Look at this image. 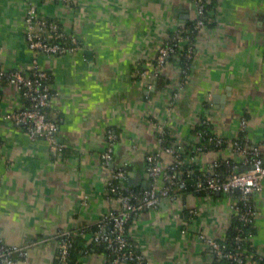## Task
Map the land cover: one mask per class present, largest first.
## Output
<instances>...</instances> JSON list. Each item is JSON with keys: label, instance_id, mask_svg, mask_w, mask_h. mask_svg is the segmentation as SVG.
I'll return each instance as SVG.
<instances>
[{"label": "crops", "instance_id": "obj_1", "mask_svg": "<svg viewBox=\"0 0 264 264\" xmlns=\"http://www.w3.org/2000/svg\"><path fill=\"white\" fill-rule=\"evenodd\" d=\"M211 2L213 19L196 36L180 90L176 60H168L150 88L136 73L154 61L169 33L190 19L192 0H78L76 6H43L46 15L77 36L81 48L38 57L51 75L52 112L59 116L56 136L66 145L61 152L0 116V236L28 251L25 261L14 255V264H55L60 230L78 234L115 205L107 181L118 167L125 169L123 187H143L141 180L150 182L147 154L158 153L163 165L171 164L173 156L158 141L163 134L158 126L174 142L192 145L195 124L208 111L214 134L232 140L238 138L243 115L248 142L264 143V0ZM23 11V0H0V64L26 70L34 54L26 44ZM175 91L178 97L171 103ZM21 100L16 87L6 86L0 109L17 108ZM109 126L118 140L112 163L103 166L100 155ZM223 156L247 169L246 158L225 146L210 148L191 164L203 171ZM253 198L251 245L264 258V189ZM231 202L223 194L162 200L134 218L128 237L149 264H213L215 253L199 234L224 238L234 216ZM79 264H107V258L86 253Z\"/></svg>", "mask_w": 264, "mask_h": 264}, {"label": "built area", "instance_id": "obj_2", "mask_svg": "<svg viewBox=\"0 0 264 264\" xmlns=\"http://www.w3.org/2000/svg\"><path fill=\"white\" fill-rule=\"evenodd\" d=\"M24 2V34L26 44L34 54V60L29 69L8 68L0 64V81H4L6 86L17 88L21 104L12 110L2 112L1 117L11 122L13 125L22 126L30 138L40 137L50 144L52 152H61L66 145L57 139V125L52 120L56 114L52 112V100L55 93L50 86V73L39 64V55L50 58L56 55H64L73 52L81 46L78 45L77 36L66 31L61 21L43 12V6L53 3L58 6H76L78 0H23ZM194 12L186 24L179 26L169 33V35L157 47L156 57L153 62L141 66L136 75L145 81L147 87H152V82L160 76L162 68L168 62L170 56L176 57L177 50L184 49V58L188 61L185 68H180L181 85L187 80L189 62L195 55L194 41L199 31L205 28L212 21V12L207 10L211 0H192ZM68 43V45H67ZM66 44V45H65ZM178 60V59H177ZM175 91L172 102L178 97ZM23 100L29 101L26 106ZM50 109V117L46 110ZM208 110V109H206ZM208 111H203L195 124L197 141L195 144H183L173 142L171 146H163L162 150L173 156L174 161L169 165H163L160 156L149 153L145 156L146 172L150 179V186L143 188L123 187L117 185L125 177L124 167H118L111 172L107 181L108 191L115 195V205L95 225L87 224L79 230L80 235H88V242L104 245L107 250V264H128L134 261L135 264H149L145 256L136 248L128 237L130 223L138 215L145 211L157 208L162 200L169 202L177 201L180 195L172 194L175 189H183L184 181L177 179V170L185 163H191L210 150L208 144L216 146L228 145L229 148L246 158L244 166L246 170H241L238 162L232 157H216L210 166L203 170L204 179L197 180L195 187L197 190H206L205 196H212L220 193L232 200L231 208L234 215L243 222L244 225H254L256 211L250 198L259 194L264 189V143L258 147L248 148L238 142V138L227 140L222 136L214 134ZM248 120L245 116L239 117L240 130L246 131ZM160 133H165L163 126H158ZM207 137V138H206ZM203 138H206L205 141ZM118 140V133L113 126H109L105 132V148L100 157L103 166H109L113 160V147ZM247 140V137H246ZM161 143V136L158 138ZM190 145L191 151L185 155L184 148ZM221 167L224 170L219 172ZM129 224V226H128ZM92 226L97 230L91 231ZM88 232H90L88 234ZM59 248L56 258L58 264H66V256L71 246V231L60 230L57 233ZM214 251L215 260L213 264H225L220 262V258L226 260V264H255L252 254H245L244 240L251 239L237 234L233 238L234 247L225 250L226 245L216 239L206 238L199 234ZM225 242V239L223 238ZM132 247L135 248L132 249ZM225 250V251H224ZM18 257V261H25L28 258V251L25 247H17L9 244L0 236V264H14L13 256Z\"/></svg>", "mask_w": 264, "mask_h": 264}, {"label": "trees", "instance_id": "obj_3", "mask_svg": "<svg viewBox=\"0 0 264 264\" xmlns=\"http://www.w3.org/2000/svg\"><path fill=\"white\" fill-rule=\"evenodd\" d=\"M211 3L207 7V10L210 12H212V10H213V8H212L213 6ZM212 23L213 22H211V24ZM67 45H68V43H67ZM78 45L81 46L79 41H78ZM183 53H184L183 48L180 50L178 49L177 53H176L177 56L176 57L170 56L168 58V60H172V61L176 60L178 65L180 66V68L181 67L185 68L186 64H188V61L184 58ZM5 84L6 83L4 81H0V98L3 94V89H4ZM23 102L26 106L30 105L29 101H27V100H23ZM1 113H2V110L0 109V114ZM46 113H47L48 117H50V113H51L50 109L49 110L47 109ZM58 119H59L58 114L55 115L54 117H52V120L55 122L56 125L58 123ZM23 129H25V128H23ZM198 129L199 128L196 127L195 131H197ZM160 136L162 138L161 145H163V146H171V144L175 140V137L170 135V132H165L164 134H161ZM246 137H247V135H246L245 131L240 130V133L238 135V142L240 145L247 146L248 148L259 146V144L252 146L248 142V140H246ZM206 138H203V139L206 141L207 140ZM208 145H209V148H211V149L223 148L224 146L229 147L228 145H223V146H216L213 144L212 145L208 144ZM183 148L185 150L184 154L187 155L190 153L192 147L190 145H186ZM145 166H146V162H145ZM221 170H224V169L221 167L219 172H222ZM177 179L179 181H184L185 187L183 189H180V190H178V189L173 190L172 194H177L180 196H185L188 194H195V195H200V196L205 195L206 190H204V189L197 190L195 187V183L197 180L202 181L204 179V173L202 172L201 169H199L198 166H195L194 164H191V163H185L184 165H182L177 170ZM117 185L122 186L123 184H122V182L121 183L117 182ZM216 194L221 195L220 193H216ZM250 201L253 204V201H254L253 196H251ZM128 226H129V224H128ZM93 230L94 231L97 230V227L92 226L91 231H93ZM89 233L90 232H88V234ZM254 233H255L254 225L253 226L244 225L243 222L241 220H239V218H237L236 215H234L232 218L230 227H229L226 235L224 236L225 242L223 241V238L218 239V241L220 243H222V244L224 243L226 245L225 250H231L234 247L233 238L237 234H241L242 236L247 237L248 234L253 235ZM57 239L60 240V238H58V236H57ZM70 240H71V246L69 247L68 255L66 256V264H79L81 257L86 253L107 254V250L105 249L104 245H102V244L98 245V244H95L93 242L89 243L88 242V235L82 236L79 234V232H78V234L77 233L75 234L73 231H71ZM244 248L246 250L245 254L251 253L253 255L252 258L255 261V264H264V258H260L258 255L255 254V250L253 249V247L251 245V239L250 240L249 239L244 240ZM132 249L135 250L134 247H132ZM220 262L225 263V264L227 263L224 258H220ZM55 264H58L57 258H56ZM128 264H135V262L129 261Z\"/></svg>", "mask_w": 264, "mask_h": 264}, {"label": "water", "instance_id": "obj_4", "mask_svg": "<svg viewBox=\"0 0 264 264\" xmlns=\"http://www.w3.org/2000/svg\"><path fill=\"white\" fill-rule=\"evenodd\" d=\"M141 185L143 186V188H148L150 186V182H145L141 180Z\"/></svg>", "mask_w": 264, "mask_h": 264}]
</instances>
